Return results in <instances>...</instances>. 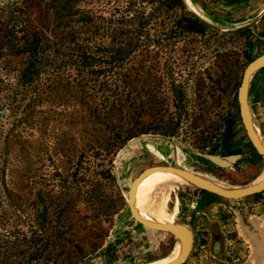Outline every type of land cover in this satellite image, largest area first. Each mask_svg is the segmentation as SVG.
Returning a JSON list of instances; mask_svg holds the SVG:
<instances>
[{"label":"rangeland","instance_id":"1","mask_svg":"<svg viewBox=\"0 0 264 264\" xmlns=\"http://www.w3.org/2000/svg\"><path fill=\"white\" fill-rule=\"evenodd\" d=\"M126 2L0 0V264H169L185 239L135 217L143 189L159 223L192 231L182 264H264V189L227 198L190 176L231 191L264 180V64L248 123L239 101L264 56V0L144 3L140 38L110 20ZM183 12L207 34L171 32Z\"/></svg>","mask_w":264,"mask_h":264},{"label":"trees","instance_id":"2","mask_svg":"<svg viewBox=\"0 0 264 264\" xmlns=\"http://www.w3.org/2000/svg\"><path fill=\"white\" fill-rule=\"evenodd\" d=\"M126 6L124 12L125 14H122L117 19H114V17L110 18L113 22L121 24L122 30H126L127 32L133 30H137V37L140 38L141 34L144 32V27L148 24L149 19L148 15L146 14V11L144 9V3L155 5L157 3L160 4V6H155V11L157 9H161L163 7L166 8L167 11L174 10L176 8H184L182 0H126ZM133 29V30H132ZM209 26L205 24L199 17L191 14L190 12H183L179 14L175 20H174V27L171 28V32L176 33H189L193 35L198 36H205L209 30ZM33 43H30V45ZM119 54L121 56H127L132 52L131 48L127 47H120L118 48ZM34 53V52H33ZM36 67L35 65H29L25 69L26 72H29L31 69ZM125 86L128 84L127 81L124 80ZM173 85L176 86L175 82H173ZM229 124H233L231 121ZM38 228L36 230L32 231V236L29 237L31 240L28 241L29 248L33 249L34 252H32L30 258H34L36 256H39L43 254V250L47 246V243L43 244L44 236L40 234V231L45 230V223L48 221V216L46 213V210H43L38 216ZM35 259V258H34Z\"/></svg>","mask_w":264,"mask_h":264},{"label":"water","instance_id":"3","mask_svg":"<svg viewBox=\"0 0 264 264\" xmlns=\"http://www.w3.org/2000/svg\"><path fill=\"white\" fill-rule=\"evenodd\" d=\"M203 21V20H202ZM204 22V21H203ZM205 23V22H204ZM206 24V23H205ZM261 64H264V56L259 57L255 59L247 68L242 80V83L239 88V101H240V108H241V113L244 121L248 123V110H247V104H246V96H247V90L250 82V77L252 72ZM264 153V151H263ZM193 181H195L199 186L210 190L212 192L218 193L224 197L227 198H241L244 196H247L249 194H253L255 192L261 191L264 189V182L261 185H255V186H249L245 187L243 189L238 190L237 192H228V191H223L216 186H214L210 181L207 179H204L202 177H194ZM133 213L135 217L145 225H147L150 228H155V229H160V230H166V231H172L178 235V233L181 231V229L185 230L187 236H186V241H185V246L182 255L177 258L174 262L171 264H182L184 260L187 259L191 245H192V240H193V233L192 231L185 225L182 224H164V223H156V222H151L143 218L138 214V212L132 207Z\"/></svg>","mask_w":264,"mask_h":264},{"label":"bare ground","instance_id":"4","mask_svg":"<svg viewBox=\"0 0 264 264\" xmlns=\"http://www.w3.org/2000/svg\"><path fill=\"white\" fill-rule=\"evenodd\" d=\"M246 104H247V100H246ZM247 110H248V114H249L248 104H247ZM248 119H249V118H248ZM252 128H253V133L255 132V135H256V136H259V135H260V134H259V130L256 128V126H253ZM259 137H260V136H259ZM257 139H258V137H257ZM258 144L261 145V146L264 148V143H261V142L258 141ZM190 176H191L192 179H194V177H200V176H197V175H191V174H190ZM174 177H175V176H174ZM263 182H264V180H263L260 184H258V185H261ZM211 183H212V182H211ZM212 184H213V183H212ZM213 185L216 186L217 188L223 190V191L237 192V191H231V190L224 189V188H222L221 186H218V185H215V184H213ZM143 190H144V189H143ZM143 190H142V192L140 193L138 199L136 200V206H134V204H133V199H132V207L138 212V214H139L140 216H142V217L145 218L146 220L151 221V222L159 223V222L156 220V217H157V216L155 217V212H154V210L151 209V207L148 206V203H146V201H145V192H143ZM133 192H134V191H133ZM133 192H132V194H133ZM135 207H136V208H135ZM156 215H157V213H156ZM157 218H158V217H157ZM178 234L182 235V236L184 237L185 241H186V236H187V234H186L185 230L181 229V231H180ZM184 246H185V243H184ZM184 246H183V250H184ZM183 250H182V252L180 253V255H179L177 258H179V257L182 255ZM177 258H175V259H174L173 261H171L169 264H171L172 262H174Z\"/></svg>","mask_w":264,"mask_h":264}]
</instances>
